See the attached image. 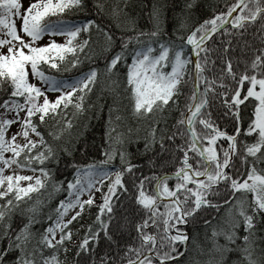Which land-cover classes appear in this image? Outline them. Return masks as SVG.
Here are the masks:
<instances>
[{
    "label": "snow or ice",
    "instance_id": "1",
    "mask_svg": "<svg viewBox=\"0 0 264 264\" xmlns=\"http://www.w3.org/2000/svg\"><path fill=\"white\" fill-rule=\"evenodd\" d=\"M124 7L121 0H29L26 7L0 0V47L8 45L0 52L7 93L0 100V264H264V238L256 239L264 232V0H234L219 11L212 0H182L171 33L162 29L158 0L148 11L150 29ZM45 36L64 39L38 44ZM72 69V76L53 74ZM186 75L190 94L182 90ZM101 81L113 96L103 158L86 159L92 146L84 143L77 160L79 128L103 111L91 97ZM129 116L148 124L147 165L132 163L123 147L134 131ZM170 159L178 160L174 171H154ZM62 168L71 179H57ZM61 191L67 195L41 216V197ZM93 205L92 223L80 224ZM74 221L85 229L79 242Z\"/></svg>",
    "mask_w": 264,
    "mask_h": 264
},
{
    "label": "trees",
    "instance_id": "2",
    "mask_svg": "<svg viewBox=\"0 0 264 264\" xmlns=\"http://www.w3.org/2000/svg\"><path fill=\"white\" fill-rule=\"evenodd\" d=\"M152 2H153V0H127V6L124 7V0H121V6L124 7V11L127 12L130 17H132L136 20L137 26L139 28L150 29L152 27V24L148 18V11L151 7ZM158 2L165 5V7L162 9V20H161L162 29L166 33H171L172 23H173L171 17L174 14V10L176 13H178L180 11V5L182 3V0H158ZM233 2H234V0H212V3H214L216 5L217 11H219L221 9L226 10V5H230ZM84 15H85L84 13H81L80 17L83 18ZM204 18H208L207 15L198 18L194 22L189 21L188 27H187V29H185V31L190 30L191 27H194L195 23L202 22V19H204ZM103 22L106 25L113 27V30L117 32V35H119V31L115 28L114 23L112 22V20L110 18L106 17ZM254 47H259V42H255ZM108 55H111V53L109 52ZM245 56H246V58H250L252 56V52L251 51L247 52L245 54ZM88 63L89 62H85V64L81 66L82 70L87 71ZM96 65H98L102 68L103 67V60H96ZM188 67H189V69H191L192 66L189 65ZM166 70H170V69H166ZM76 71H77V69H72L68 72H54L53 74H55L57 76L68 77V76H72L73 74H75ZM185 81L186 82L182 84L183 93L190 94V90L192 88V80L189 78L188 75H186ZM104 83H105V81H101V83L98 84L97 88L93 89V94H91L93 102L103 105V111L100 114V119H98V120L93 119L88 123L87 127L79 128L80 135H79L77 142L75 144L77 151L73 154L77 158V160L81 159V154L79 152V149L81 148V146L84 143H87V144L92 146L87 150V158L86 159L99 160V159L103 158L101 156L100 149L104 144V131H105L104 120L107 116L108 105L111 104L112 100H113L112 94H110L108 92V89L106 87H103ZM247 86H248V83H247V81H245V84L241 87V94L242 95L244 94V90L246 89ZM121 87H122V85H121ZM257 88H258V86H257ZM6 97H7V93H5L3 91L2 86H0V100L4 99ZM186 99H187L186 95H181L180 104L183 105L185 103ZM121 103L124 106L125 115H128V112H129L130 107H131L129 101L127 99H123L121 101ZM241 107L243 108V105H241ZM69 115H70V113H69ZM172 115L174 117V116L178 115V113L174 112ZM218 115L219 114L214 111L213 118L216 119V117ZM217 123L222 128H224L225 130L231 132L232 125L229 123H226L225 119H218ZM127 125L131 126L134 131L130 137H127L125 139L123 147L126 150V152L128 153L129 159L132 163L147 165L148 158H149V156L152 155V152L145 153L143 151V147H144V143H145L143 137L146 135V132L148 130V124L145 122H139L138 123L135 118H132L129 116V118L127 119ZM197 127L199 129V126H197ZM73 131L74 132L77 131V128L75 125L73 127ZM137 137H139V139H137ZM220 142L221 141H218V143H220ZM118 147H120V146L118 145ZM157 147H158V145H157ZM115 163H118V157H117V160L115 161ZM177 164H178L177 159H170V162L168 163V165L166 167H164L163 169H159V168L154 169V171H157L158 173L174 171L175 166ZM145 171H147V168H145ZM65 177H67L68 179H71V171L70 170L65 171L62 168V171L60 173H57V179L58 180H64ZM125 180H127V177H125ZM169 183L171 184L173 182L169 181ZM31 195L33 196V198H35L38 194L33 193ZM66 195H67L66 192L61 191L59 193H56L51 198L41 197L42 199H47V203H45L40 208V210H39L40 215L44 216V215L48 214L51 211V209H53L55 207V205L58 203V201L60 199H63ZM237 195H239V193H237ZM248 196H249V199H251L250 193L248 194ZM29 204H31V201H29ZM22 206L26 207L27 205H22ZM95 211H96V206L93 205L92 209L90 211H86L84 213V219L80 220V224L92 223V221L94 220ZM222 211H223V209H222ZM47 223H50V221H45V226ZM33 227L35 229H39V228H41V224L37 223V224L33 225ZM70 227H74L75 229H78V232L74 231V233H73V240L79 242V239L82 238L85 229L79 227V224H77L75 221L73 222V225H70ZM196 228H197V231L201 232V237H202V230H201L200 225H197ZM188 231L190 234L192 233V227L191 226H188ZM241 232H242V229L237 230L238 235L241 234ZM261 238H264V232L258 231L256 233L257 244L261 243ZM217 239H218L219 243H221V244L224 243V239L222 236L218 237ZM208 243L210 244V242H208ZM237 243H240V241L237 240ZM104 250H105V243L103 240H101L100 246L97 248V252L102 253ZM231 255L232 254L229 253V256H231ZM69 256H71V253H69ZM61 259H63L62 256H61ZM181 259H183V258H181ZM201 259H203V258H201ZM64 264H68V261H65Z\"/></svg>",
    "mask_w": 264,
    "mask_h": 264
},
{
    "label": "rangeland",
    "instance_id": "3",
    "mask_svg": "<svg viewBox=\"0 0 264 264\" xmlns=\"http://www.w3.org/2000/svg\"><path fill=\"white\" fill-rule=\"evenodd\" d=\"M23 3H24V5H25V7L28 5V3H29V0H23ZM16 24H17V28H18V30H19V25H20V21L17 19L16 20ZM0 38H4L3 37V34L2 33H0ZM50 39H55V40H57L58 42H63V37H60V36H57V37H49V36H45V37H43L40 41H38L37 43L38 44H45V43H47ZM7 47H8V45H5V46H3V47H0V52H6L7 51ZM29 81L30 82H33V83H36L37 85H39V81L38 80H34L33 79V77L31 76V74L29 73ZM48 95H49V98L50 99H54L55 98V96L56 95H59V93H52V92H50V93H48ZM3 111V109H1L0 110V112H2ZM21 115H23V113H21ZM17 130V125H12L11 126V128L9 129V133H8V135H11L13 132H15ZM35 138V137H34ZM18 140H20V138L18 137L17 138ZM5 155L6 156H8V155H10V153H5ZM13 169H15V166H13ZM17 172H19V174H21V175H39V173L37 172V173H31V172H28V171H25V170H20V169H15ZM10 171H12L11 169H6L5 170V175H7V174H9L10 173ZM28 182L27 181H22L21 182V184L23 185V184H27ZM105 183H107V181H105ZM99 193H96V196L97 197H99ZM87 198V196L85 195L84 197H82V199H86ZM97 203H99V200H97Z\"/></svg>",
    "mask_w": 264,
    "mask_h": 264
}]
</instances>
